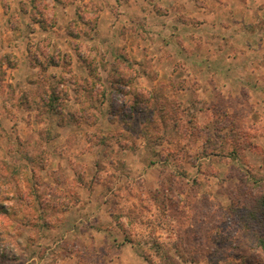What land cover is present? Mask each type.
<instances>
[{
  "label": "rangeland",
  "instance_id": "obj_1",
  "mask_svg": "<svg viewBox=\"0 0 264 264\" xmlns=\"http://www.w3.org/2000/svg\"><path fill=\"white\" fill-rule=\"evenodd\" d=\"M153 2L0 3V264H264V0L134 52Z\"/></svg>",
  "mask_w": 264,
  "mask_h": 264
},
{
  "label": "crops",
  "instance_id": "obj_2",
  "mask_svg": "<svg viewBox=\"0 0 264 264\" xmlns=\"http://www.w3.org/2000/svg\"><path fill=\"white\" fill-rule=\"evenodd\" d=\"M3 0H0V3ZM169 2L167 5H165L166 2ZM14 2V0H5V3ZM57 2L60 3L61 0H54V3ZM162 3L164 4V7H161L160 10L153 6L152 12L150 10L148 12H145L142 14V12H138L136 9H133V14H128L131 13L130 11L125 12L124 15L121 17L124 19V25H126V28L122 29L120 32V36H129L133 35L135 38L134 45H133V50L134 52H140L144 51L145 49L149 50H157V51H163V50H178L180 46L183 45V42H185V38L183 34L185 31L190 35L189 37L194 35H197L196 33H200L202 31L201 27H205L206 25H213V21L210 18L206 16L205 12L200 10L197 13H189L183 6L186 4L185 0H154V3ZM60 5V4H58ZM155 7V8H154ZM174 7V8H173ZM12 8V7H11ZM173 8V10H172ZM14 11L10 9V13ZM143 15V16H142ZM4 17V18H3ZM9 14L6 13L3 9L0 8V18L2 19H8ZM140 17V18H138ZM141 17H144L145 19V32L142 34H139L138 32H130V28H138L139 26V20ZM207 17V18H206ZM207 19V20H206ZM128 20V24L125 22ZM6 21V20H5ZM205 21L207 23H205ZM4 22V21H3ZM201 26V27H199ZM127 29V30H126ZM203 32V31H202ZM123 34V35H122ZM142 35L147 36V39H142ZM186 37V36H185ZM148 43V46L146 44ZM231 42L233 40L231 39ZM234 43V42H233ZM126 42H123L122 45H126ZM180 45V46H179ZM179 46V47H175ZM236 47V46H235ZM128 50V49H127ZM203 51V50H202ZM204 52V51H203ZM158 57L156 60L153 61L154 63V69H160V72H157V79L155 82L158 81H166L167 79H162L163 77V72L161 71L160 67H169V62H164V61H157ZM142 63L141 60H139L136 64ZM210 64V61H206L203 63L204 66ZM207 65V66H208ZM171 76V75H170ZM173 77V75L171 76ZM219 77V76H218ZM171 78H169L170 80ZM171 81V80H170ZM212 82L216 83V76ZM130 245V244H129Z\"/></svg>",
  "mask_w": 264,
  "mask_h": 264
},
{
  "label": "trees",
  "instance_id": "obj_3",
  "mask_svg": "<svg viewBox=\"0 0 264 264\" xmlns=\"http://www.w3.org/2000/svg\"><path fill=\"white\" fill-rule=\"evenodd\" d=\"M145 19L144 18H141L140 20H139V26H138V28H130L129 29V31L130 32H138L139 34H142V33H144L146 30H145ZM141 27V28H140Z\"/></svg>",
  "mask_w": 264,
  "mask_h": 264
}]
</instances>
